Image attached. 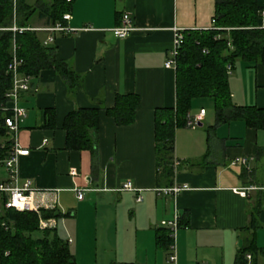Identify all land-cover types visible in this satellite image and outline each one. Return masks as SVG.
I'll list each match as a JSON object with an SVG mask.
<instances>
[{"label": "crops", "instance_id": "crops-1", "mask_svg": "<svg viewBox=\"0 0 264 264\" xmlns=\"http://www.w3.org/2000/svg\"><path fill=\"white\" fill-rule=\"evenodd\" d=\"M51 0H24L27 5ZM215 0H72L65 25L74 31L56 34L47 46L82 77L69 91L50 69L29 77L28 90L16 107L24 117L15 142L19 156L16 184L26 179L44 205H53L54 222L75 264H233L242 246L249 217L256 224L252 239L264 248V132L242 122H217L193 100L186 117L204 113L194 127L173 134L172 183L157 182L153 112L174 106V69L163 66L173 41V29L207 30ZM259 9L264 0H256ZM139 29L118 39L110 31L121 15ZM259 28L264 22L258 21ZM50 26L32 16L28 27ZM43 41L47 34L36 32ZM230 101L237 107L264 109V59L235 62L227 76ZM116 94L136 95L133 123L116 126L103 113ZM209 100V99H207ZM211 107H212V101ZM11 103L5 104L9 110ZM100 107L95 156L64 150L61 128L74 109ZM211 128V129H210ZM0 138V144L9 139ZM246 159V165L238 160ZM234 162L233 166L230 163ZM1 181H7V173ZM131 190H122L124 183ZM181 187L176 195L158 190ZM83 189L80 200L75 190ZM139 202H135L136 197ZM178 216L172 250L156 243L160 222ZM160 231V233H158ZM168 237V236H167ZM174 257L173 262L168 257Z\"/></svg>", "mask_w": 264, "mask_h": 264}, {"label": "trees", "instance_id": "trees-1", "mask_svg": "<svg viewBox=\"0 0 264 264\" xmlns=\"http://www.w3.org/2000/svg\"><path fill=\"white\" fill-rule=\"evenodd\" d=\"M71 2L51 0L49 5L36 3L30 6L24 0H16L14 24L28 27L32 16L44 18L49 25L62 22V15L68 13ZM259 11L256 0H215L211 29L182 32L174 66V106L153 112L157 182L162 181L165 186L172 183L173 134L175 129L184 127L193 100H211L217 122L239 121L247 128L264 132V109L232 105L226 70L229 67L231 71L235 62L253 65L263 61L264 28L258 27ZM11 20V0H0V107L4 106V94L11 87L6 66L12 47L21 61L17 69L20 75L31 77L41 70L50 69L69 91L80 88L82 77L64 61L57 60L54 48L42 45L35 32L4 31L11 26ZM137 104L136 95L116 94L112 106L104 109L103 113L116 126H127L133 123ZM100 110V107L74 109L65 115L61 125L64 150L88 151L93 160ZM10 114V111L0 110V138L6 136L3 118ZM10 145V139L0 144V162L7 157ZM58 216L54 211L43 209L38 213L2 210L0 264H75L66 243L54 230L38 229L39 220ZM255 229L256 224L250 214L246 229L249 235L236 251L233 264H264V248L257 249L253 243ZM156 243L167 249L171 240L161 232Z\"/></svg>", "mask_w": 264, "mask_h": 264}, {"label": "built area", "instance_id": "built-area-1", "mask_svg": "<svg viewBox=\"0 0 264 264\" xmlns=\"http://www.w3.org/2000/svg\"><path fill=\"white\" fill-rule=\"evenodd\" d=\"M67 2L69 0H66ZM15 3L16 0H11V6H12V20H11V26L7 29H4V31H9L11 33H22L24 31H30V32H44L47 34L46 38L41 41L42 45L47 46L50 43L53 42L54 36L56 34H70L74 30L69 28L65 25V22L68 21L69 15L67 13L62 15V22H56L52 25L38 29V28H32V27H17L14 24V12H15ZM260 21L264 22V8L260 9V11L257 14ZM213 21H211L212 26ZM208 29H211L208 28ZM111 33L118 39L125 38L131 33H134L136 31H140L139 29L135 28L132 25L131 18L128 14L123 13L120 17L119 24L112 29H110ZM182 41V31L173 29V41L171 48L168 52V57L166 58L163 66L165 68H173L175 66V57L177 55L178 49L180 47ZM21 61L15 56V49L12 47L11 50V57L10 60L6 66V72L10 75L11 78V87L10 89L4 94L5 98V104L11 103L12 107L7 110L5 109V104L3 107H0V110L2 111H10V115L3 118L2 126L6 131V134L9 135V139L11 141L10 149L8 151L7 157L0 162L1 166L5 169L7 173V181H1L0 182V212L2 210L12 209L16 212H33L38 213L40 209L43 210H50L53 209V205H44L41 200H35V195H39L43 191H39L34 188L32 185V182L28 179L24 180L22 184L18 185L17 182V174L15 170V165L17 158L19 156H25L27 154L26 150H20L15 142V133L17 131V128L19 124L21 123L24 113L22 109L16 107V101L21 93H24L28 90V84H29V77L22 76L18 73V67L20 66ZM227 75L230 73V68L226 67ZM204 113L203 109H200L198 111V116L189 118L186 117L185 121V127H194L199 119L200 116H202ZM238 164L245 166L246 165V159H240L237 161ZM235 163L231 162L230 166H233ZM122 190H128L130 191V184L128 182L124 183L121 187ZM186 189L185 186L181 187H167L158 190L163 195H176L181 190ZM85 190L83 189H77L75 190L76 199L80 200L82 197V193ZM140 197L135 198V202H139ZM159 226L167 231V236L170 240L174 238V233L178 228V216L175 214L173 218L170 221H162L160 222ZM54 227L53 220L45 219V220H39L38 222V229L44 230V229H52ZM169 250H172V245L170 244L168 246ZM248 256H246V259L248 260ZM169 262L174 261V257L170 255L168 257Z\"/></svg>", "mask_w": 264, "mask_h": 264}, {"label": "rangeland", "instance_id": "rangeland-1", "mask_svg": "<svg viewBox=\"0 0 264 264\" xmlns=\"http://www.w3.org/2000/svg\"><path fill=\"white\" fill-rule=\"evenodd\" d=\"M193 106L194 108H198L199 106H201L202 108H204V110L209 114H212V107H211V102L207 99H197L195 101H193ZM0 178H3V173L2 170L0 169ZM56 234H58V236H62L59 229L57 228L56 230Z\"/></svg>", "mask_w": 264, "mask_h": 264}]
</instances>
